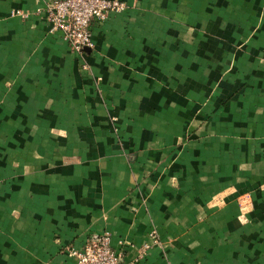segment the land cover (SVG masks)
<instances>
[{
    "label": "crops",
    "instance_id": "0c3cea01",
    "mask_svg": "<svg viewBox=\"0 0 264 264\" xmlns=\"http://www.w3.org/2000/svg\"><path fill=\"white\" fill-rule=\"evenodd\" d=\"M121 1L0 0V264H264V0Z\"/></svg>",
    "mask_w": 264,
    "mask_h": 264
},
{
    "label": "built area",
    "instance_id": "2783aa9c",
    "mask_svg": "<svg viewBox=\"0 0 264 264\" xmlns=\"http://www.w3.org/2000/svg\"><path fill=\"white\" fill-rule=\"evenodd\" d=\"M126 7L121 0H52L45 10V19L52 30L63 33L69 46L80 51L92 46L90 25L102 21L109 12H120ZM76 264H135L124 262L110 244L106 232L97 235L80 248H71Z\"/></svg>",
    "mask_w": 264,
    "mask_h": 264
}]
</instances>
